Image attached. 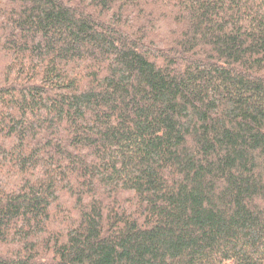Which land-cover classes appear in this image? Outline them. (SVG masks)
<instances>
[{
    "label": "trees",
    "instance_id": "1",
    "mask_svg": "<svg viewBox=\"0 0 264 264\" xmlns=\"http://www.w3.org/2000/svg\"><path fill=\"white\" fill-rule=\"evenodd\" d=\"M0 264H264V0H0Z\"/></svg>",
    "mask_w": 264,
    "mask_h": 264
}]
</instances>
